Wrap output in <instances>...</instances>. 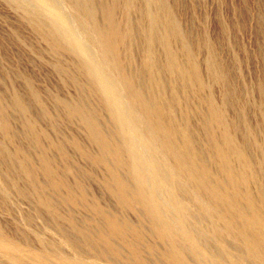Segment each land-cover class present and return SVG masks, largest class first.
Returning a JSON list of instances; mask_svg holds the SVG:
<instances>
[{
	"label": "bare ground",
	"instance_id": "1",
	"mask_svg": "<svg viewBox=\"0 0 264 264\" xmlns=\"http://www.w3.org/2000/svg\"><path fill=\"white\" fill-rule=\"evenodd\" d=\"M1 1L10 10L22 15L24 24L52 50L49 49V53L60 54L58 57L61 58V54H66L70 60L73 58L74 61H70L71 72L67 73L66 67L64 68L62 60L65 58L60 60L57 56L53 69L60 77L66 72L63 86L73 87L77 98L69 104L57 101L59 113L54 115L51 112L53 115L45 118L54 132L59 128L61 131V126L81 127L87 143L95 150V153H90L81 141L65 138L68 135L63 133L56 141H50L44 131H34L38 122L36 108L42 109L44 105L38 100L35 91L31 94L34 104L26 95L16 93L10 107L12 111L15 109L22 114L25 119L24 127L33 133V136L28 137L30 140L25 136L29 144L32 142L38 149V164L33 163V155L31 157L22 144H18L19 136L14 131L10 115L6 114V110L10 109L7 108L9 105L3 106L2 102L0 210L11 213L12 203H9L8 194L11 189L22 201L33 204L37 208L36 218L52 224L56 234L55 237L49 235L47 238L48 235L45 237L37 234L25 226H3L0 222V254L10 249L16 255L14 258L6 250L7 256L4 258L7 263L204 264L203 250L200 252L191 237L183 238L188 230L178 231V237L175 238L170 235L172 231L169 233L167 229L173 224L169 220H173L171 216L174 213L170 212L175 211L169 210L174 202L170 204V195L166 193L164 183L167 182L166 186L171 181L176 183L178 177L183 176L186 179L185 185L197 189L200 195L212 201L213 211L204 206L206 203L200 210L205 209L204 213L209 214L215 210L220 211L217 219L224 226L219 221L218 223L225 230L218 231L217 236L226 235L229 238L230 230H236L234 240L240 242L239 247L244 250L243 257L247 264H264V259L261 258L264 256V42L257 43H260L258 50L263 79L258 80L256 92H253H258L260 97L259 120L251 126V106L243 100L242 88L235 86L232 71L221 61L216 44L211 39H201L196 35L192 31L194 28L188 27L187 17L184 23L182 21L183 24L180 23L178 16L182 13L185 15L180 0H172V3L171 0H111L109 4L101 0ZM66 5L71 7L79 24L67 18L64 12ZM253 20L258 35L264 41V12L257 10ZM78 26L84 27L83 31L88 29L87 36H82L83 39L80 37L82 34L78 35L81 31L76 33ZM228 30L222 24V33L226 37ZM86 39L91 40L92 45H88ZM140 49L141 60L136 64L135 59ZM203 52L205 57L201 56ZM97 55L103 61L102 67L98 66L100 58ZM235 63L237 64L236 60ZM9 79L13 83L15 78ZM116 84L123 96L128 98L127 103L126 100L122 101L125 105L120 103L124 99H119L121 95L115 91ZM215 89L219 93L218 101L213 97ZM1 98L0 95V103ZM44 104L46 106L45 102ZM143 115L146 116V121L142 118ZM137 123H140L147 138L154 143V155L161 156L160 165L154 164L145 156L144 158L142 151L135 147L138 140H135L133 125ZM137 133L139 135L140 132ZM9 144L16 146L12 152L8 149ZM67 147L77 154L79 161L83 159L85 163L88 162L89 168L83 170L80 165L74 164ZM49 151L57 152L58 159L51 157ZM98 169L101 170V175H97ZM79 177L86 182L94 178L99 187V196L79 183ZM70 178H74L76 182H70ZM21 179L24 183H20ZM90 184L89 187L95 186V183ZM182 188H179L181 191L176 190L178 194L179 191L182 192ZM47 191L58 194L60 200L55 202L48 198L50 196L46 197ZM197 194H194V198ZM190 195H193L192 192ZM177 199L174 201H178ZM193 199L191 201H195ZM102 200H106L113 210L110 206L109 209L102 208ZM178 205L174 208L177 209ZM59 208L66 209L71 214L83 212V209L89 214L85 213L81 217V226L79 227V222L77 228L74 220L76 216L70 214L68 218H64L62 214L60 217ZM116 212L121 215V220L115 216ZM199 213L201 216L202 212ZM127 215L134 221L127 218ZM21 217L29 224L32 221L23 210ZM175 220L177 221L176 217ZM49 224L46 225L53 228ZM199 225H195L197 229ZM94 230L95 233H92ZM233 233L232 231L231 239ZM10 238H15L14 242ZM20 243L28 246L35 244L41 253L31 252L30 247V250H26L27 247L24 250ZM211 244L214 248L205 245V249L211 254L216 250L222 251L226 246ZM258 258L262 260L259 261Z\"/></svg>",
	"mask_w": 264,
	"mask_h": 264
},
{
	"label": "rangeland",
	"instance_id": "2",
	"mask_svg": "<svg viewBox=\"0 0 264 264\" xmlns=\"http://www.w3.org/2000/svg\"><path fill=\"white\" fill-rule=\"evenodd\" d=\"M101 1L104 2L105 4H109L111 0H101ZM167 1L169 2V0H167ZM170 2L172 3L173 1L171 0ZM180 3H181V6H182V10L183 11L185 10L184 11V14H185L184 16L185 17L183 16V13H182V15H179L178 16V18L180 20V23L183 24L184 21L188 18V20H189L187 22L188 23V27H190V28L193 27L194 29L193 28H191V29H193L192 31L196 35H198L199 37H201V39H206V38H207V40H210L211 39L210 41H212V42H214L216 44V50L218 49L217 50V53H219V57H220L221 61L224 62V63H226L227 66H228V68L230 67L229 68L230 72L232 71L231 74L233 76V80H234L235 86L237 88H239V89L242 88L241 89L242 90V93L244 91V95H243L242 98H243V100L245 102H248L250 104V106H251V108L249 109L250 110L249 111V115H250L249 119L251 121L250 120L249 121H250V125L251 126L252 125L254 126L255 123L259 120L258 119L259 118V109L258 108H260L259 107L260 97H259L258 92L257 93H253V92H256V89L255 88L257 87V85L259 83L258 80L263 79V75H262L261 67H260L261 62H260V56H259V50H258V47L259 46L258 45L260 43H263L264 41H262V38H260L261 36H259L258 33H257V29H256V26H255V23H254V20H253V15L257 12V10H259L261 12H264L263 11L264 10V0H261V1L260 0H195L194 2H192L191 0H180ZM184 5H185V7H183ZM66 7H67V5H66ZM66 7H65L64 12H65L67 18L68 19L70 18L69 20L72 21L73 23L79 24L78 21H77L78 20L77 17H75L73 15V13L71 12L72 11L70 9L71 7L69 5L67 7L68 9ZM7 8H8V10H7ZM0 11H1L0 12V95L2 96V98H1L2 101H1L0 105L2 104V102L5 103V104L4 103L2 104L3 106L6 105V104H7L6 106L9 105L7 107V108H10L8 111L6 110L7 109L6 106H5V108L4 107L3 108L6 110V114L8 116L10 115L9 118H10V121L12 122L13 127H14V131L19 136V142H18V144H20V145L22 144L21 146L24 148V150H27V153L28 154L30 153V156L31 157L33 155V157L31 158L32 160L35 159V160H33V163L35 162V164H38V151H37L38 149L32 144V142H30V144L32 146L29 144L30 138H28L29 136H33V133L29 131L31 133V134H29L28 130L24 127L23 124L25 122V119L23 118L22 114L19 113V112H17L15 109H13V111H12V109L10 107V104L14 100V97H15V94L16 93H21L22 96L23 95H26L27 98L29 99V101H31L32 104H34L35 100H34V98L32 97L31 94L33 93V91H35L37 93V94L36 93L35 94L38 97V100L43 103L44 107L42 109L35 107L36 110L39 113L36 111L37 121L38 122H36V124L34 126L35 128L37 127V129L34 128V131H36V132H38V131H44L47 134V136H48V140H50V141H56L57 139H59L62 136V133L63 134H66L68 136L67 137L64 136L65 138L74 139L77 142H80L81 141L82 142V145H84L85 147H87L88 148V151L90 153H95L94 152L95 150L93 149L94 147L90 146L87 143V141H86V139L84 137V131L82 130L81 127L78 128V126H76V127L75 126H71V127L61 126L62 127V130H63V131L61 130L62 132L59 130L60 128L57 130V132H54V131H52L50 129L49 124H48V121L46 119L48 115H53V114L56 115V114L59 113L60 109L58 108V102H64V103H68L69 104V103L74 102V100H76V98H77L76 92L73 89V87H71L70 85L63 86L64 85L63 84V80L65 79L64 76L67 77L66 72L68 73L70 70L72 71V69H71V63L74 61L73 58L71 57L72 60H70L69 55L61 54V55L64 56V57L62 56V58H61V57H58L60 54H56L55 52L49 53L50 52L49 51L50 48L47 47L41 41V39L34 33V31L28 25L24 24L22 15H20V14L18 15V13H15L12 10H10L9 7L4 2H2L1 0H0ZM254 11H255V13H254ZM3 13H5V14H3ZM186 13H188V14H186ZM2 15H4V16H2ZM187 15H189L190 17L187 16ZM99 18L101 19L100 15H99ZM133 19L135 21L136 17L134 16ZM182 21H183V23H182ZM135 23L136 22H134V24ZM222 24L225 25L229 29L228 30V33H229L228 34V37L224 36V34L222 33ZM122 26L123 27L125 26L124 22H123ZM186 26H187V24H186ZM82 28L84 29V27H82ZM82 28L80 26H78L76 28V33H78L79 31H81V32L78 33L79 36L82 34L80 37L87 36L88 29L86 28L87 31H86V29L83 31ZM85 31H86V33H85ZM201 32H203V33H201ZM83 37H82V39H83ZM221 37H222L223 40L221 39ZM218 38H220V39H218ZM214 40L215 41L217 40L218 42L217 41L215 42ZM257 40H259V41H257ZM85 42L88 43V45L89 44L92 45V41L91 40H87L86 39ZM230 42H231L232 45L230 44ZM258 42H260V43L257 44ZM31 48L33 49V51H31ZM140 50L141 51H138L139 54L136 56V59H135V61L137 62V63L135 62L136 64H138L139 61L141 60L140 52H142V49H140ZM94 53H93L94 56H96V52H94ZM65 55H66V57H65ZM202 55H204V56H202ZM56 56L60 60H62V59L65 58V60H62V62L64 61V68L66 67V70L67 71L65 70L66 72H65V74H63L64 76L61 75V77L53 69L54 64H56V62H57L56 61L57 60ZM97 56H99V55H97ZM201 56L202 57H205L204 52H203V54H201ZM99 58L101 59L100 56H99ZM99 58L97 57V60ZM100 59L98 60V62H99V65L98 66L99 67H102L103 66V64H102L103 61H102V59L101 60ZM235 60L237 61V64L235 63ZM70 61H71V63H70ZM8 69L10 70V72H9ZM235 69H236V71H235ZM17 74H18V76H17ZM10 77H11L12 80L15 78L13 80V83L9 79ZM115 87H116V89L114 88L115 91H118L117 94L121 95V97H119V99L120 98H123L124 99V100L121 99V102L120 103L122 105L123 104L125 105L128 102L127 101L128 98L126 96H123V94L120 92V88H119V86L117 84H116ZM17 91H19V92H17ZM1 92H2V94H1ZM213 94H214L213 97L214 98H217L215 100L218 101L219 100L218 90L215 89V91L213 92ZM26 96H24V97H26ZM40 98H42V99H40ZM42 100L46 103V106H48V107L45 106V104H44V102ZM122 101H125L126 103H124V102L122 103ZM47 108H48V110H47L48 112L46 111ZM49 108H50L51 111L49 110ZM39 109H40V111H39ZM134 114L135 113H133V120L136 119V116ZM142 118L145 121L147 120L146 116H144V115H143ZM142 124H143V122H141V125ZM141 125H140V123H137V125H133V127L135 128L134 129V131H135V140L136 139L138 140V141H136V146L135 147H137V149H139V150L142 151V154H144V155H142L143 157L145 156L146 158H148L154 164L160 165L162 163V162H159V161H161V156L159 154L154 155L156 153L154 151V149H155V147L153 145L154 143L153 142L151 143L150 139L147 138L148 136H147L146 133L143 132ZM43 129H46V131L43 130ZM137 131L140 132L139 135H138ZM78 132H79V134H78ZM0 136L2 137L1 133H0ZM25 136L29 140L26 139ZM1 137H0V142L3 141V139L1 140ZM83 140H85L86 143ZM148 141H150L149 144H148ZM24 145H25V147H24ZM8 146H9L8 149H9L10 152H12L15 149V147H16L15 144H9ZM148 147H149V149H147ZM70 151H71L72 154L71 153H69V154H70V157L72 156L71 158H72L74 164H76L78 166L80 165L79 166L80 169L83 168V170H86V169L89 168V163L88 162L85 163L86 161H84L83 159L80 160V161L83 160L82 161L83 163L80 162L79 161L80 158H78L77 154L73 153V151L69 147H67V152H70ZM51 154L52 155L54 154V155L52 156ZM74 154H75L76 157H74ZM49 155L51 157L55 158V159H58L57 152H55V151H49ZM158 157H159V159H158ZM148 159H146V160H148ZM100 172H101V170L98 169V171L96 172L97 175H101ZM97 178H100V177L97 176ZM93 179L91 180V178H90L91 181L90 180H87V182H86L85 180H83L82 178L79 177L77 179V181L79 183H81L82 185L84 184L85 187L88 189L89 192L95 193V194L98 193L97 195L99 196V191H98L99 190L98 189L99 187H98L95 179L94 180ZM71 180H72V183L76 182V181H74L75 180L74 178H70V182H71ZM22 181H23V179L20 180V183H24ZM88 181H90V182H88ZM93 181L95 183V186L94 185H91V184H94ZM171 182L169 183V181H168L169 184L167 186H166L167 182L164 183L165 184V189L167 190L166 193L168 195H170V199H169V202L171 200L170 204L172 202H174V203H172L173 205L175 204V206L171 205L172 206V209L170 208V205H169V208H170L169 210L170 211H172V210L175 211V212H173V211L170 212L169 211L172 214L174 213L172 216L170 215L173 218V220L171 219V217H170L171 220H169L170 223L171 222L173 223V224L171 223L172 224V227L170 225L167 227L169 233L172 231L171 232L172 234L170 233V235H172V237L174 236L175 238H177L178 236L176 234H179L181 231L183 232L184 231L183 229H185L186 231L188 230L187 231V234L185 232V235L183 236V238L185 236L186 237H191L192 240L195 242V244L197 243L196 245H198L197 247H199L198 249L200 250V252H201V250H203L204 253L203 252L202 253H203L204 258H205L204 264H215V263H218V264H230L228 262H232V264H237L236 261H238V264H245V263L247 264V262L245 261V259L243 257L244 250L243 249H240L241 247H239V246H241L239 244L240 242L237 243L236 240H234L235 239L234 234H235L236 230H234V229L233 230H230L231 233H232V231L234 232L233 233V239H231L232 238V234L230 232H229L230 234L228 235L229 238L226 235H221L220 237L217 236V232L218 231H222V229H223V231L225 230L224 227H223L224 224H222L223 222H221V221H219L217 219V216H219L221 214V213L219 214L220 211H218V210L216 211L215 210V212H212V213L210 212V214H209L206 211H205L206 213H204V210L205 209L200 210V209L203 208L201 206H203L206 203L204 206H207L208 209H211L210 211H213L212 208H214V207L212 206L213 205L212 201L211 200L209 201L208 198L203 197L202 194H201L202 195V197H201L200 192L197 189L194 190L193 187H191L189 185H185L186 179L183 176H179L178 177V181L176 180V183H175V181H171ZM88 183L89 184L91 183L90 185L92 187H89V184ZM179 186H183V188L182 187H179ZM179 188L180 189L182 188V192H180L181 190ZM173 190H174V192H173ZM176 190H180L179 191V194L180 195L178 194V191H176ZM95 191H98V192H95ZM175 191H176V193H175ZM197 191L199 192V194L196 193ZM183 192H185V193H183ZM191 192H192L193 195H190ZM173 193H175L176 195L173 194ZM8 194H9V199H10L9 200V203L11 201L12 207L15 206L16 208L15 207L12 208L11 205H10L11 213H10V211H9V213L8 212H4L3 213V211L0 210V222L3 224V226L4 225L5 226H8V225L9 226H13L14 225L17 228H19V227L21 228V227H24L25 226L28 229H30L31 231L36 232L37 234H40V235L42 234L45 237H47V235H48L47 238H49V235H50V237H51V235L52 236L54 235V237L56 236L55 230H53V229H55V227L52 224H49V223H47L44 220L42 221V219H40V220L37 219L38 218L37 215H36L37 208L33 204H31V203H29L27 201H26L27 203H25V201L24 200L22 201V199L20 198V196L18 197V195H16L17 196L16 197L15 196V192L13 190H11V189H9ZM194 194H197V195H200V196L195 195V198H194ZM46 195H47L46 197L50 196L48 198L51 199V200H53V201H55V202H57V201L60 200L59 195L56 194V193L54 194L52 192L47 191L46 192ZM171 195L172 196L174 195V196L172 197ZM185 195H188V196H185ZM190 196H193L194 199L192 197H190ZM174 197H176V198H174ZM180 197L181 198L183 197L182 200H181ZM186 197H188V199ZM11 198H13V199H11ZM173 198L174 199L179 198V200L177 199L178 201H176V200L174 201ZM192 199L195 200V201H191ZM196 201H198V202H196ZM194 202L196 204L198 203L200 205V207H199V205L196 206V204ZM193 203H194V205H193ZM176 204L177 205L179 204L178 205L179 206L178 207L179 209L181 207H182L183 210L185 209V212L182 209H180L181 211L178 208L175 209L177 207ZM100 206H102V208H104V209L105 208L106 209H109V206L110 205H109V203L106 200H102V201H100ZM195 206L198 207V208H196ZM110 208H111V206H110ZM22 210H23V212L25 214L29 215L32 218V221L30 222V224L28 222L24 221V219H22V217H21ZM81 210L83 212H81V211H80V213L77 212L78 213V216H77V213L76 214H73L72 213L73 214L72 215L71 212L68 211L69 212L68 213L66 209H63V208L60 209L59 208V210H58L59 213L58 214L59 215L61 214L60 217L63 214L64 218H68V216L70 214L72 216H76V217H74V220H76V222H75L76 224L75 225L77 226V228H79L81 226V222H80L81 217L85 216L86 214H89L86 210H83V209H81ZM111 210H113V209L111 208ZM13 211H15V212H13ZM186 211H187V213H186ZM194 211H196V212H194ZM177 212L181 213L182 216H180V214L177 213ZM199 212H202L201 213V216H203L204 220H202L203 218L200 216V213ZM216 213H218V214H216ZM114 214H115L116 217H118L117 219L120 218L119 220H121V215L119 213L116 212ZM177 214H179V215H177ZM186 214H188V216ZM211 214H213V216ZM174 215H175L177 221H178V219L179 220L181 219L180 220L181 223H180V221L177 222L175 220ZM189 215H191L192 217L191 216L189 217ZM196 216H198V217H196ZM210 216H212V218ZM126 217L129 218L131 221H134L131 218V216L129 217L127 215ZM182 217H183V219H182ZM192 219H196V220H193L192 221ZM122 220H123V216H122ZM182 220L187 221V222H184L185 223L184 224ZM197 220H198V223H197ZM215 220H216V222H215ZM200 221H201V223H200ZM218 221L223 226L220 225V223H218ZM44 222L46 224H49L53 228H49V226H47ZM26 223H28V224H26ZM24 224H26V225H24ZM181 224H183V225H181ZM78 225H79V227H78ZM195 225H199L198 226V229H197V226H195ZM191 226H193V227H191ZM175 228L176 229L178 228V229L176 230ZM178 231H179V233H178ZM92 233H95V230ZM92 233H90V234H92ZM173 233H174V235H173ZM209 234H211V235L209 236ZM214 235H215V237H214ZM206 236H208V237H206ZM202 237L204 239L207 238L206 240H209V241L211 240V242L204 240ZM227 238H228V240H230L229 242H228ZM218 239H219L220 242L218 241ZM10 240L14 242L15 238H13V239L10 238ZM180 241L181 240H179V242ZM202 241H203V243H202ZM211 243H214V244H218V243L219 244H223V247L226 245L225 246L226 248L224 247L225 249L223 248L222 251H217V250L215 252H212L211 251L212 252V254H211L210 252H207L208 251L207 249H205V248H207L206 246H208L210 248H214V247H212V244ZM21 244L22 243H20V245ZM214 244H213V246H214ZM234 245L237 246V247H235ZM21 246H22V248H24V250L26 249V247L27 248L30 247V248H32L31 249V252H34V253H37L38 252V254L41 253L40 249L38 247H36L35 244H31L29 246L26 245V244H23ZM234 247H235V249H233ZM30 248H28L26 250H30ZM242 248H243V245H242ZM37 249H39V250H37ZM6 250H7V252H6ZM6 250L5 251H2V253L0 254L1 255L0 256V264H3V263L4 264H8L7 261H6V258H4V256L6 255V253L8 255H10V253H12V252L10 251V249H6ZM234 251H236V253H237L236 255L237 256L235 255V252ZM220 252H222V253L224 252V253L221 254ZM239 252H240V254H239ZM230 253L233 254V255H231ZM208 255H209V257H208ZM12 256L14 258L16 257V255L14 254V252L12 253ZM260 256H261V254H260ZM212 257H214V258H212ZM239 257H240V259H239ZM263 257H261V258L264 259ZM209 258L211 260H214V259L215 260L213 262L212 261H208V260H210ZM261 258H258V260L259 261L262 260ZM238 259L239 260L242 259L243 261L241 262ZM206 262H208V263H206Z\"/></svg>",
	"mask_w": 264,
	"mask_h": 264
}]
</instances>
